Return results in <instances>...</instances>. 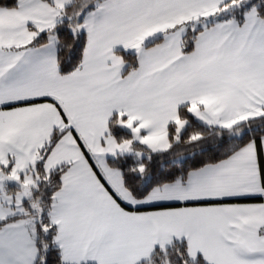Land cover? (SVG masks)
I'll return each mask as SVG.
<instances>
[{"label":"snow or ice","instance_id":"6c2138e0","mask_svg":"<svg viewBox=\"0 0 264 264\" xmlns=\"http://www.w3.org/2000/svg\"><path fill=\"white\" fill-rule=\"evenodd\" d=\"M0 264H264V0H0Z\"/></svg>","mask_w":264,"mask_h":264}]
</instances>
